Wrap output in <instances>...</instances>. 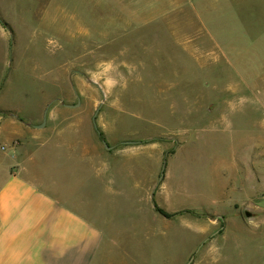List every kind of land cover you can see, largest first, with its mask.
I'll use <instances>...</instances> for the list:
<instances>
[{
	"label": "rangeland",
	"instance_id": "rangeland-1",
	"mask_svg": "<svg viewBox=\"0 0 264 264\" xmlns=\"http://www.w3.org/2000/svg\"><path fill=\"white\" fill-rule=\"evenodd\" d=\"M44 91L79 103L55 121L98 110L109 147L165 149L156 203L174 220L149 250L264 264V0H0L1 99L25 119Z\"/></svg>",
	"mask_w": 264,
	"mask_h": 264
},
{
	"label": "crops",
	"instance_id": "crops-1",
	"mask_svg": "<svg viewBox=\"0 0 264 264\" xmlns=\"http://www.w3.org/2000/svg\"><path fill=\"white\" fill-rule=\"evenodd\" d=\"M53 96L44 91L24 119L0 93V264H180L146 239L174 218L155 210L165 149L142 141L106 150L84 116L54 120L79 106L47 105ZM188 218L203 240L211 228Z\"/></svg>",
	"mask_w": 264,
	"mask_h": 264
},
{
	"label": "water",
	"instance_id": "water-1",
	"mask_svg": "<svg viewBox=\"0 0 264 264\" xmlns=\"http://www.w3.org/2000/svg\"><path fill=\"white\" fill-rule=\"evenodd\" d=\"M78 106H79V103L76 104V105H74L73 107H78ZM99 109H100V107H99ZM97 114H98V110L95 112V114H94V116H93V118H92V124H93V126H94L96 132L98 133V131H97V127H96V122H95V119H96ZM44 126H45V121H44L40 126H38V127H39V128H43ZM103 146H104V148H105L106 150H110V149H111L109 146H107V144H106L105 142H103ZM161 176H162V173H161ZM246 216L248 217L249 215L246 214Z\"/></svg>",
	"mask_w": 264,
	"mask_h": 264
},
{
	"label": "trees",
	"instance_id": "trees-1",
	"mask_svg": "<svg viewBox=\"0 0 264 264\" xmlns=\"http://www.w3.org/2000/svg\"><path fill=\"white\" fill-rule=\"evenodd\" d=\"M100 136L102 137L101 134H100ZM155 210H156L157 213H159L161 216H163V217H165V218H167V219L172 217V216L166 214L164 211H162V210H160L159 208H157L156 206H155Z\"/></svg>",
	"mask_w": 264,
	"mask_h": 264
}]
</instances>
